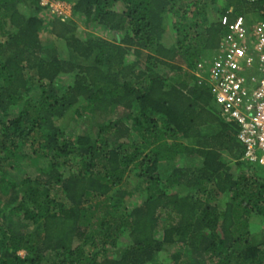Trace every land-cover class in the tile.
<instances>
[{
	"label": "trees",
	"instance_id": "16d2710c",
	"mask_svg": "<svg viewBox=\"0 0 264 264\" xmlns=\"http://www.w3.org/2000/svg\"><path fill=\"white\" fill-rule=\"evenodd\" d=\"M51 1L71 17L0 0V264H264V170L192 75L219 18L264 21V0ZM71 109L90 135L58 128Z\"/></svg>",
	"mask_w": 264,
	"mask_h": 264
},
{
	"label": "built area",
	"instance_id": "2783aa9c",
	"mask_svg": "<svg viewBox=\"0 0 264 264\" xmlns=\"http://www.w3.org/2000/svg\"><path fill=\"white\" fill-rule=\"evenodd\" d=\"M219 24L225 34L192 75L209 86L221 117L238 126L242 161L264 170V21L224 15Z\"/></svg>",
	"mask_w": 264,
	"mask_h": 264
},
{
	"label": "rangeland",
	"instance_id": "374dc122",
	"mask_svg": "<svg viewBox=\"0 0 264 264\" xmlns=\"http://www.w3.org/2000/svg\"><path fill=\"white\" fill-rule=\"evenodd\" d=\"M224 0H221V8L222 6V2ZM41 6L46 8V11L44 12V14H50L51 16L53 15H57V16H61L62 18H69L71 17V8L69 5L65 4V3H60V4H55L52 3L50 0H41ZM212 17H215V14H212ZM169 19H167V24H171L173 19L171 17H168ZM259 21V20H257ZM254 22V21H253ZM79 29H78V34H81L82 32L86 31L89 34H93L94 36L100 37L102 39H105L109 42L113 41L117 36L116 33H109L107 35L103 34L102 32H99L98 30L95 31L93 29H86L85 26L83 25V23H79ZM169 29H167L164 38H163V45H165L166 47H171L174 45V33L171 30V26H168ZM43 41H46L45 37H42ZM53 40V39H52ZM56 44L58 45V48L62 50V46L61 44H59L56 41ZM63 56H65V53L63 54ZM62 81V84H64L65 82H69L70 79L67 77H64L60 80V82ZM84 109V104L80 106V110L83 111ZM111 116H109L107 118L106 122L112 121L115 118L118 117V112H112L110 114ZM56 125L58 126V128L63 131L66 136L68 137H75L79 134H86V135H90L91 133V128L92 126L94 127V123L93 120H88V116L86 114H83L82 118H77L76 116H74V113L72 112V109L69 110L65 116L56 121ZM25 153H28V155L30 156V150H25ZM185 163H192L191 160L185 161ZM40 165H42V161H34V160H27L24 159L21 162V169L19 171H17V177L18 179L22 177V175H30V176H34L36 174V172L38 171V167H40ZM235 169V167H233V170ZM259 172H263V170L261 168L258 167ZM15 173V174H16ZM133 185L129 184L128 189L129 191H132L133 189ZM144 195L137 193L136 195H134L131 198H125V204L127 208H131V206L134 205H139L140 202L142 201V199H144ZM252 225L255 226V229L260 232L261 229L264 230L262 228L263 225H261V222L259 220H255L252 221ZM260 230V231H259ZM259 236V235H258ZM258 236L255 240H258ZM126 243H128L127 239H123L119 242V248H122L123 245H125ZM172 252V249H166L165 253L163 255H167V257L169 258V253ZM22 255V253H21ZM165 257V256H164ZM168 258L165 259V262L169 263ZM161 261L164 262V259L162 260V258L160 259Z\"/></svg>",
	"mask_w": 264,
	"mask_h": 264
},
{
	"label": "clouds",
	"instance_id": "9594fccd",
	"mask_svg": "<svg viewBox=\"0 0 264 264\" xmlns=\"http://www.w3.org/2000/svg\"><path fill=\"white\" fill-rule=\"evenodd\" d=\"M51 1V0H50ZM52 3H55V4H60V3H58V2H54V1H51ZM62 4V3H61Z\"/></svg>",
	"mask_w": 264,
	"mask_h": 264
}]
</instances>
